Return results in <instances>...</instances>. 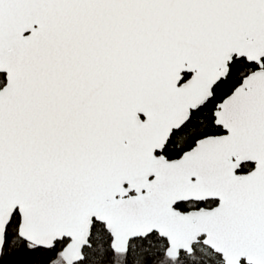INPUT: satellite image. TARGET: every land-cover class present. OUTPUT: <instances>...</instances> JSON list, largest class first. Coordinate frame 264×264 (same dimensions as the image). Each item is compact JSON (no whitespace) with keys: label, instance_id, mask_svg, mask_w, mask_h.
Instances as JSON below:
<instances>
[{"label":"snow or ice","instance_id":"1","mask_svg":"<svg viewBox=\"0 0 264 264\" xmlns=\"http://www.w3.org/2000/svg\"><path fill=\"white\" fill-rule=\"evenodd\" d=\"M0 264H264V0H0Z\"/></svg>","mask_w":264,"mask_h":264}]
</instances>
